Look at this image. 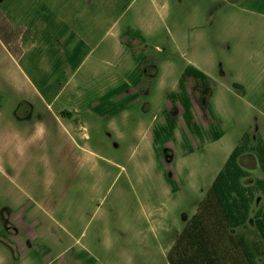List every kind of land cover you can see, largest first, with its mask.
<instances>
[{
  "label": "rangeland",
  "instance_id": "374dc122",
  "mask_svg": "<svg viewBox=\"0 0 264 264\" xmlns=\"http://www.w3.org/2000/svg\"><path fill=\"white\" fill-rule=\"evenodd\" d=\"M181 1L176 0L177 32L166 37L171 45L170 40L176 42L177 50L159 53L135 46L137 53L147 56V75L139 88L130 91L139 95L131 119L135 122L134 115L144 111L146 122L156 116V127L164 122V111L179 118L175 140L164 147L160 158L162 165L155 158L152 128L131 127L126 132L122 117L114 119V131L93 137L88 147L94 150L95 141L103 140L97 148L104 159L97 168L94 163L61 159L55 143L37 144L22 156L14 152L10 156L8 147L2 161L7 172L0 176V264H83L75 253L86 243L64 242L70 250L61 254L52 237L60 236L59 227L68 222L76 221L80 235H89L108 221L123 222L133 215L143 218L145 214L148 219L153 214L171 223L189 221L236 147L264 142V90L254 88V80L264 77L261 60L255 57L259 48L243 41L249 30L264 26V17L253 12L257 4L252 0ZM6 3L9 0L2 3V13ZM17 5L11 10L23 17L25 0ZM22 21L0 18V121L6 123L15 121L19 112L15 90L28 87L24 61L17 56L27 51ZM169 54L175 61L166 67L164 56ZM174 91L190 100L195 122L205 130L215 123L207 110L210 105L225 136L201 143L189 134L194 152L186 154L181 138L182 131H187L183 109L169 100ZM25 111L20 109L21 114ZM242 165L252 183L264 182L256 159H243ZM258 212L264 215V189L256 192L251 221ZM158 247L150 242L147 254L88 257L94 264H168V254H161Z\"/></svg>",
  "mask_w": 264,
  "mask_h": 264
},
{
  "label": "crops",
  "instance_id": "0c3cea01",
  "mask_svg": "<svg viewBox=\"0 0 264 264\" xmlns=\"http://www.w3.org/2000/svg\"><path fill=\"white\" fill-rule=\"evenodd\" d=\"M252 1L258 6L253 12L264 17V0ZM1 2L5 0H0L2 8ZM19 2L9 0L4 7L6 11H0V18L24 20L21 22L24 24L23 46L27 51L17 56L24 61L28 87L19 86L14 92L19 111L16 110L15 121H0V176L4 177L7 172L2 168V161L8 147L10 156L13 152L22 156L37 144L49 146V143L57 144L61 159L94 163L97 168L96 164L104 159L103 151L97 148L103 140L95 141L94 150L88 147L93 137L102 138L105 133L114 131L113 121L117 117H122V130L126 132L132 130L131 127L143 131L148 126L152 128L154 145L156 116L146 122V113L141 111L134 115L135 122L131 119L139 98L116 117L108 115L114 102L137 92L130 93L131 89L115 99L107 95L129 80L135 68L132 50H137V44L159 53L177 50L176 42L170 40L171 45L166 39L174 35L179 26L176 0H25L23 17L11 10L17 8ZM128 30L129 36L123 38ZM138 33L145 44L137 39ZM243 41L259 48L255 57L261 60L259 66L264 74V26L249 30ZM125 42L132 48L126 47ZM142 56L143 53L139 59ZM174 61L172 54L164 56L166 67H171ZM120 66L127 70L120 72L117 69ZM146 75L145 70L143 79ZM254 83L256 90H264V77L256 78ZM23 108L26 111L21 114ZM164 123L165 117L156 127ZM177 190L175 186L174 191ZM143 207L145 209V205ZM189 221L171 223L153 214L148 219L145 214L143 218L133 215L123 222L108 221L89 235H80V226L74 221L59 227L61 235L52 237L62 248L61 254L70 250L63 244L71 240H75V244L86 243V247L75 254H147L150 242L158 244L161 254H169ZM47 233L50 234V230Z\"/></svg>",
  "mask_w": 264,
  "mask_h": 264
},
{
  "label": "trees",
  "instance_id": "16d2710c",
  "mask_svg": "<svg viewBox=\"0 0 264 264\" xmlns=\"http://www.w3.org/2000/svg\"><path fill=\"white\" fill-rule=\"evenodd\" d=\"M129 33L130 30L123 33V38H127ZM137 39L146 43L139 33ZM125 46L132 48L128 42H125ZM142 53L132 50L135 68L129 80L120 83L108 97L115 99L131 89L139 88L147 64L146 55L139 59ZM138 98L135 93L114 102L108 115L116 117ZM169 100L172 104H180L183 109L182 118L187 131H182L181 138L186 154L194 152L189 134L197 137L201 143L206 139L215 142L225 135L210 105L207 110L215 123L205 130L195 122L189 99L174 91L170 93ZM164 117L165 123L155 127L153 131L155 157L159 163L164 155L165 145L175 140V131L179 128V118L175 113L164 111ZM249 157L256 159L264 171V142L255 147H249L246 142L236 147L172 247L167 256L168 264H264V215L258 212L251 221L256 192L264 189V182L250 181L248 170L242 165V160ZM166 181L175 190L173 180L166 177ZM251 224L254 228H251ZM77 257L83 264L95 263L88 254H77Z\"/></svg>",
  "mask_w": 264,
  "mask_h": 264
}]
</instances>
